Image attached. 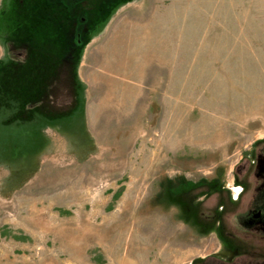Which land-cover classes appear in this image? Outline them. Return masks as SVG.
<instances>
[{
	"label": "rangeland",
	"instance_id": "374dc122",
	"mask_svg": "<svg viewBox=\"0 0 264 264\" xmlns=\"http://www.w3.org/2000/svg\"><path fill=\"white\" fill-rule=\"evenodd\" d=\"M261 149L264 0H0V264L229 259Z\"/></svg>",
	"mask_w": 264,
	"mask_h": 264
},
{
	"label": "flooded vegetation",
	"instance_id": "af4514ba",
	"mask_svg": "<svg viewBox=\"0 0 264 264\" xmlns=\"http://www.w3.org/2000/svg\"><path fill=\"white\" fill-rule=\"evenodd\" d=\"M235 184L240 192L234 198L228 188L229 200L235 205L243 198L245 204L239 212L221 208L222 215L227 214L221 234L238 247L229 259L210 254L203 264H264V149L255 154L251 169L235 174Z\"/></svg>",
	"mask_w": 264,
	"mask_h": 264
},
{
	"label": "trees",
	"instance_id": "16d2710c",
	"mask_svg": "<svg viewBox=\"0 0 264 264\" xmlns=\"http://www.w3.org/2000/svg\"><path fill=\"white\" fill-rule=\"evenodd\" d=\"M67 68H68V66L66 64L62 65V67L61 66L59 67V69H64V70H67ZM69 82H71V81H69Z\"/></svg>",
	"mask_w": 264,
	"mask_h": 264
}]
</instances>
